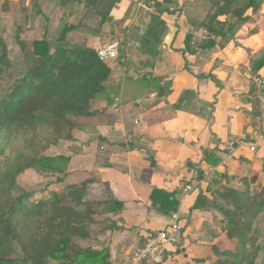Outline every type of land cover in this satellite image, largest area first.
<instances>
[{
	"label": "crops",
	"instance_id": "0c3cea01",
	"mask_svg": "<svg viewBox=\"0 0 264 264\" xmlns=\"http://www.w3.org/2000/svg\"><path fill=\"white\" fill-rule=\"evenodd\" d=\"M7 1L9 12L22 0ZM33 1H38L39 13L34 17L32 11L30 24L23 17L26 33H41L46 18L54 27L86 21V29L70 34L74 44L97 50L121 41L126 51L108 63L112 74L106 93L91 103L94 115L74 118L78 126L71 144L77 155L72 161L76 177L82 178L76 184L87 182L86 200L122 204L107 225L117 228L106 226L87 242L98 241L93 250L109 251L111 264H128L147 237L169 227L171 214L177 213L180 242L147 264H196L201 241L190 233L191 225L207 212L193 207L210 180L225 175L242 182L257 175L264 185L263 114L251 83L256 75L264 78V67L255 70L264 57V31L255 29L256 11L249 10L250 21L237 28L233 40L217 39L214 48L201 49L209 37L202 26L208 0H25L26 6ZM44 6L60 11L58 21L54 13L48 17ZM90 11L108 19L100 31L89 20ZM40 16L43 22L36 25ZM156 16L166 30L152 57L141 52L140 39ZM188 35L194 52L187 47ZM158 193L170 195L174 210H164L167 203Z\"/></svg>",
	"mask_w": 264,
	"mask_h": 264
},
{
	"label": "trees",
	"instance_id": "16d2710c",
	"mask_svg": "<svg viewBox=\"0 0 264 264\" xmlns=\"http://www.w3.org/2000/svg\"><path fill=\"white\" fill-rule=\"evenodd\" d=\"M208 1L210 11L202 26L209 37L200 44L201 49L214 48L217 39L233 40L237 28L250 21L249 10L257 11L259 2ZM32 6L38 9V1ZM3 11H8L5 4ZM89 20L100 31L108 19L90 11ZM45 22L41 36L33 40L22 38L26 24L17 27L19 53L14 60L0 33V155L9 148L14 155L3 161L0 171V264H111L109 251L85 248L79 242L92 239L91 228L101 224L102 212L120 214V202L86 200L87 182L71 185L67 193L51 190L41 198L37 195L47 192V187L38 191L21 182L26 172L41 166L60 171L45 153L61 141H74L77 124L71 118L94 115L91 103L106 93L112 74L95 49L74 44L70 38L72 32L86 29V21L57 27L48 18ZM165 30L161 18L154 17L140 39L141 52L156 56ZM186 42L194 52L192 35ZM263 67L264 57L255 70ZM227 182L225 175L211 179L193 207L204 212L217 209L224 217L227 240L221 247H213L212 259L196 262L264 264V254L257 262L264 252V245H259L264 227L256 228L259 218L264 219V185L258 184L257 175L244 178L242 188L227 187ZM158 194L167 203L164 210H174L176 203L169 202L170 195ZM116 226L107 227L115 230Z\"/></svg>",
	"mask_w": 264,
	"mask_h": 264
},
{
	"label": "rangeland",
	"instance_id": "374dc122",
	"mask_svg": "<svg viewBox=\"0 0 264 264\" xmlns=\"http://www.w3.org/2000/svg\"><path fill=\"white\" fill-rule=\"evenodd\" d=\"M243 3H246L247 0H242ZM258 11L254 13L255 17V26L256 30H262L264 31V0H258ZM25 3V0L20 1L19 3H11L12 7H10L9 12L3 11V5L5 4L8 7V1L7 0H0V33H3V37L6 39L9 49H10V58L14 60L16 56L19 53L18 47L15 45L16 40V30L17 27L23 26L25 24V18L27 17L30 21H32V11H35L34 8L31 5V2L29 4V8L26 6L28 5ZM263 5V6H262ZM262 6V9H261ZM32 7V8H31ZM45 12L48 14V17H51L50 15H53L55 19L58 21V18L61 17L60 11L54 12L53 7L44 6L43 8ZM261 9V10H260ZM248 15H251L250 11L248 12ZM30 16V18H29ZM36 25L43 22V17L40 16L37 19ZM35 20V21H36ZM55 20V21H56ZM75 21V19H69V22ZM59 23V22H57ZM28 24V25H29ZM37 28V26H36ZM248 27L244 28L247 29ZM243 29V30H244ZM35 29L34 31H31L29 33H26L22 36V38L28 39V37L33 40L36 37L41 36V33L38 32V30ZM246 34L249 33L250 30H245ZM251 33V31H250ZM80 40V38H79ZM118 40V39H117ZM121 42V41H120ZM123 48V46H122ZM258 75L254 76V78L251 80V83L254 84L255 87V78ZM256 99V98H255ZM258 103V107L260 109V105L258 100H256ZM72 121H74L77 126L78 120H75L74 118H71ZM262 125V118L260 121V128ZM260 133V130H259ZM12 148H9L5 151L4 154L0 155V171L3 169V161L6 159H11L14 155L11 152ZM80 150V149H79ZM77 155L76 150L73 149L71 142L61 141L58 145L54 146L50 150H48L45 155L49 157L53 162L52 164L55 167H58V169H51L49 167H39L33 170H30L26 172L25 175L21 177V182L26 185L27 187H30L34 190L42 191L47 187V192L38 194L37 198L46 197L48 195V192L51 190L57 189L60 192L67 193L68 188L71 185H77L76 183L79 182L82 178L76 177V167L74 165V162L72 161L74 155ZM227 187H233V188H242L243 185L241 182L238 181H230L226 184ZM259 190V189H257ZM222 202V200H220ZM111 212L105 211L102 212L100 216L101 224L96 225L91 228L92 230V236L97 237L98 234L104 232L106 230V224H108V220L110 219ZM198 224L197 225H191L192 230L190 231L191 234L196 235L198 239L201 241V248L198 251V254H196L197 259H204L209 258L212 259L215 255L213 247L218 246L221 247L223 244L227 242L225 233L223 231V228L225 226L224 217L221 215V213L217 209H212L208 211L206 214L197 216ZM106 223V224H105ZM262 229L264 227V219L262 217L259 218L258 223L256 224V228ZM189 231V230H188ZM186 235L187 232H186ZM82 247H89L92 248L93 246H96L98 241H80L79 242ZM259 245H264V236H262L259 240ZM98 246V244H97ZM99 249V248H96ZM166 251L164 250V253ZM264 252L261 251L259 254V258L257 260L258 263L262 261ZM195 259L194 261H196ZM210 261L205 262V264H209ZM196 263V262H195ZM51 264H58L57 262H51ZM197 264V263H196Z\"/></svg>",
	"mask_w": 264,
	"mask_h": 264
},
{
	"label": "built area",
	"instance_id": "2783aa9c",
	"mask_svg": "<svg viewBox=\"0 0 264 264\" xmlns=\"http://www.w3.org/2000/svg\"><path fill=\"white\" fill-rule=\"evenodd\" d=\"M203 35L206 36L207 31H203ZM96 51L104 62L110 63L120 57L122 44L119 41H114L108 45L101 46ZM255 85L257 88V100L263 114L259 139H264V78L257 77L255 79ZM255 149V147H252V150ZM187 190H191V187H187ZM171 219L172 223L169 227L147 237L145 242L134 251L128 264L150 263L161 256L168 245H177L180 242L182 236L180 217L177 213H172Z\"/></svg>",
	"mask_w": 264,
	"mask_h": 264
},
{
	"label": "water",
	"instance_id": "95a60500",
	"mask_svg": "<svg viewBox=\"0 0 264 264\" xmlns=\"http://www.w3.org/2000/svg\"><path fill=\"white\" fill-rule=\"evenodd\" d=\"M120 56L121 57H125L126 56V51H121Z\"/></svg>",
	"mask_w": 264,
	"mask_h": 264
}]
</instances>
